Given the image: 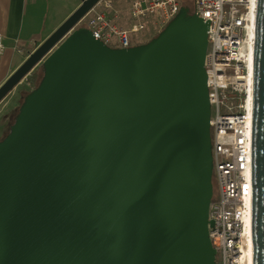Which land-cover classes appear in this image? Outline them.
Listing matches in <instances>:
<instances>
[{"label":"water","instance_id":"obj_1","mask_svg":"<svg viewBox=\"0 0 264 264\" xmlns=\"http://www.w3.org/2000/svg\"><path fill=\"white\" fill-rule=\"evenodd\" d=\"M81 5L0 86L43 73L0 141V264H216L209 22L183 5L113 48ZM254 264H264V0L255 37Z\"/></svg>","mask_w":264,"mask_h":264},{"label":"built area","instance_id":"obj_2","mask_svg":"<svg viewBox=\"0 0 264 264\" xmlns=\"http://www.w3.org/2000/svg\"><path fill=\"white\" fill-rule=\"evenodd\" d=\"M259 0H194V11L209 22L205 60L211 103L213 176L217 195L209 211V235L216 264H254L253 103L255 37ZM183 0H134L123 25L114 0H100L79 22L113 48L134 46L132 34L157 32L179 13ZM6 51L0 35V62ZM23 51V50H19Z\"/></svg>","mask_w":264,"mask_h":264},{"label":"crops","instance_id":"obj_3","mask_svg":"<svg viewBox=\"0 0 264 264\" xmlns=\"http://www.w3.org/2000/svg\"><path fill=\"white\" fill-rule=\"evenodd\" d=\"M114 1L115 7L123 14L122 24L128 25L130 21L124 12L134 0ZM81 3L82 0H0V35H3L6 46L0 62V86ZM36 72H32L0 104V122L2 114L19 98L20 86L26 84Z\"/></svg>","mask_w":264,"mask_h":264},{"label":"rangeland","instance_id":"obj_4","mask_svg":"<svg viewBox=\"0 0 264 264\" xmlns=\"http://www.w3.org/2000/svg\"><path fill=\"white\" fill-rule=\"evenodd\" d=\"M184 4L194 11V0H183ZM126 16V14H125ZM145 22L147 23L146 31H142L138 34H132L133 43L134 44H143L147 43L154 37H156L159 33L156 30H153V24L150 19H146ZM163 30V29H162ZM37 74H42L41 68L37 70V72L27 80L26 84L20 86L21 88L18 90L19 98H17L14 103L7 108V110L2 114V120L0 122V141L3 140L7 134L10 132V128L13 125L15 118L19 112V109L25 99L26 92H31L33 89L36 88L34 85V79H37ZM39 76V75H38ZM36 77V78H35ZM213 185H214V196L217 195V183L216 179L213 176Z\"/></svg>","mask_w":264,"mask_h":264},{"label":"trees","instance_id":"obj_5","mask_svg":"<svg viewBox=\"0 0 264 264\" xmlns=\"http://www.w3.org/2000/svg\"><path fill=\"white\" fill-rule=\"evenodd\" d=\"M185 6H187V4H184ZM191 12H193L192 10H191ZM42 72V71H41ZM39 75V76H38ZM42 75H43V73L40 75V74H37V79H34V85L37 87L38 86V84H39V82L41 81V78H42ZM36 78V77H35ZM29 92H26V95L28 94Z\"/></svg>","mask_w":264,"mask_h":264},{"label":"bare ground","instance_id":"obj_6","mask_svg":"<svg viewBox=\"0 0 264 264\" xmlns=\"http://www.w3.org/2000/svg\"><path fill=\"white\" fill-rule=\"evenodd\" d=\"M252 261V260H251ZM250 261V264H252V262Z\"/></svg>","mask_w":264,"mask_h":264}]
</instances>
